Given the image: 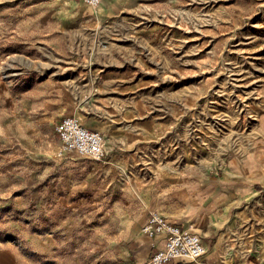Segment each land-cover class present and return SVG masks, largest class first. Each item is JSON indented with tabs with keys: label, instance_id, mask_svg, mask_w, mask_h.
Returning <instances> with one entry per match:
<instances>
[{
	"label": "rangeland",
	"instance_id": "rangeland-1",
	"mask_svg": "<svg viewBox=\"0 0 264 264\" xmlns=\"http://www.w3.org/2000/svg\"><path fill=\"white\" fill-rule=\"evenodd\" d=\"M98 7L0 0V264H148L188 171L255 182L211 223L220 258L168 264H264V0ZM66 115L109 125L106 161L61 151Z\"/></svg>",
	"mask_w": 264,
	"mask_h": 264
},
{
	"label": "crops",
	"instance_id": "crops-1",
	"mask_svg": "<svg viewBox=\"0 0 264 264\" xmlns=\"http://www.w3.org/2000/svg\"><path fill=\"white\" fill-rule=\"evenodd\" d=\"M110 1L111 0H102L98 5V13L101 17L109 15L111 11V9L108 8ZM96 18H98V16ZM81 120L86 126L92 129L101 131L109 129V125L101 127L87 120ZM108 150L109 154L107 158L110 155V149ZM63 153H75L82 156L74 151ZM238 178L239 179L234 177L235 180L237 179V181H234L232 177L229 178L228 176L224 179V183L222 181L221 183H216V181H213L211 177L207 175H202V173L196 171H188L186 175L181 177V181L170 182L171 187L164 188L157 194L150 210L151 212L155 211L162 213L170 221L181 225L191 232L200 234V229L203 228L206 236H208L207 242H204L208 248V252L203 258L209 263H214L218 257L220 258V256H222V250L215 247L216 235L213 233L211 223L218 217V211L229 208L230 199L231 203L239 199L242 191H247L248 188L250 191L252 189L250 186L255 182L253 180L249 181V176L245 175L239 176ZM148 219L146 220L148 221ZM147 221H145V224ZM145 236L153 241L152 254L165 246V235L150 237L146 234ZM190 262H193V260L175 261V263Z\"/></svg>",
	"mask_w": 264,
	"mask_h": 264
},
{
	"label": "built area",
	"instance_id": "built-area-1",
	"mask_svg": "<svg viewBox=\"0 0 264 264\" xmlns=\"http://www.w3.org/2000/svg\"><path fill=\"white\" fill-rule=\"evenodd\" d=\"M74 1H83L91 6H98L102 2V0ZM57 131L61 138L62 152L74 151L97 161L106 160L109 150L104 135L86 126L77 116H63L57 125ZM143 232L150 237L166 236L165 246L151 255L148 264H167L179 260L199 261L208 252L200 234L170 221L160 212H153L150 215L143 226Z\"/></svg>",
	"mask_w": 264,
	"mask_h": 264
}]
</instances>
